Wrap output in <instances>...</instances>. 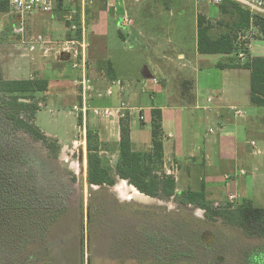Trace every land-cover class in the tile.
Returning a JSON list of instances; mask_svg holds the SVG:
<instances>
[{
    "label": "rangeland",
    "instance_id": "374dc122",
    "mask_svg": "<svg viewBox=\"0 0 264 264\" xmlns=\"http://www.w3.org/2000/svg\"><path fill=\"white\" fill-rule=\"evenodd\" d=\"M109 2L116 8L111 9ZM56 5L55 23L62 29L71 17L76 20L79 8L83 9L79 1ZM212 8L217 10L211 0H93L86 4L81 20H85L89 32L98 24L102 35L115 44V62L121 63L120 72L125 77L121 79L139 83L159 77L147 60L162 59L163 55L155 53V45L175 61L178 53L173 47L188 51L198 16L216 17L217 32L234 24V16H214ZM46 14L38 12L37 16ZM126 14L135 24L130 33L122 29L123 38L117 18ZM0 19L1 28L10 26L13 20L10 14ZM28 19L30 37L58 39L46 33L43 17L35 19V32L30 34ZM7 33L9 41L0 44V73L12 81L24 77L9 73L27 67L30 52L18 49L10 30ZM246 35V39H242L245 33L239 35V40L249 44L258 34ZM254 47L251 55L264 54L262 43H254ZM152 62L169 67L165 60ZM6 96L0 93V264H161L156 258L170 259L177 249L173 241L179 242L182 254L173 255L169 264H264V238L250 237L224 220H209L195 206L145 199L131 188L117 190L120 181L114 187L90 185L87 156L85 159L81 144L84 137L75 116L69 117L71 122L68 118L61 122V116L51 114L53 108L49 106L36 120L33 109L41 110L39 99L32 100L31 110L16 112L2 104ZM71 109L58 110L65 113ZM13 113L33 130L52 137L41 132L46 139H39L11 120ZM150 130V125L142 128L146 141L151 139ZM64 162L71 165L66 168ZM127 191L132 193L125 196ZM262 194L256 202L258 207H264ZM148 240L162 245L150 248ZM160 250L165 251L160 254Z\"/></svg>",
    "mask_w": 264,
    "mask_h": 264
},
{
    "label": "crops",
    "instance_id": "0c3cea01",
    "mask_svg": "<svg viewBox=\"0 0 264 264\" xmlns=\"http://www.w3.org/2000/svg\"><path fill=\"white\" fill-rule=\"evenodd\" d=\"M60 3L62 2L56 4ZM218 9L219 7L217 10L212 8L211 13L219 17ZM54 10L55 6L51 12H46V15L38 17V12L30 15L29 33L35 32L33 24L35 19L43 17L44 25L48 26L46 33L49 32L53 38H58L55 40H64L69 38V35L80 38L85 20L82 18L81 25H78L71 17L72 21L71 19L69 21L71 26L65 25V29H62L55 23ZM210 17L211 19L209 17L207 19L215 26L213 18L216 17L212 15ZM119 19L117 18L118 31L124 38L122 29L130 33L135 23L131 27H125L119 23ZM194 23L193 44L188 51L175 50L173 47L174 53H178V60L175 61L164 55L165 51L160 50L162 48L160 45H155L153 49L155 53L163 55L162 59L159 57L158 60H154L149 57L147 60L158 71L159 77L139 83L121 79L124 76L119 68L121 63L115 62L117 53L115 44L102 35L100 26L94 24L89 32L86 24L83 25L87 41V72L95 86L97 98L95 104L101 108H117L121 102H126L133 108L127 114L131 141L133 150L141 153H149L152 150V131L149 133L151 139L146 141L142 135V128L146 125L151 126L152 110H161L165 134L164 170L176 169L174 177L178 191H199L204 187L208 200L213 205L227 204L230 194L238 195L239 201L244 198L251 199L256 205L259 196L264 192V108L256 107L251 102V72L238 68L237 65L244 64L249 58L264 57V54L251 55L255 49L254 43L260 42L264 45V40L258 38L259 33L255 28H251L242 39L247 38V33L258 34L257 39L245 44L247 53H243V58L236 53L201 54L198 51V18ZM73 24H76L79 30L73 31L71 28ZM78 31H81L80 37L77 35ZM217 31L215 26L214 36L217 35ZM56 33L61 36H56ZM134 48L132 47L133 50ZM28 57L30 63L27 67L15 68L9 74H24L23 78L10 80L43 79L49 82L46 92L35 94V97L37 96L35 99L40 101L38 106L41 107L36 113V120L41 111L49 106L53 108L51 114L56 112L61 116V122L66 118L71 122L69 117L75 116L84 137L81 144L85 147L83 150L85 159L87 131L93 130L100 142L107 144L101 155L110 157L114 163L121 141V118L105 120L90 115L84 128L81 118L72 112L78 101L75 80L79 73L72 66L74 59L67 55L58 57L55 53L44 57L42 51L30 53ZM162 60L168 62L169 67L152 62ZM105 62L106 68L103 65ZM4 76L6 77L5 73ZM116 80L122 81L123 89L115 87L114 95L108 96L107 91ZM154 80L158 83L156 84ZM209 98L214 99L212 103L208 102ZM65 107L72 109L65 113L58 110ZM232 107L243 109L244 116L236 117ZM140 115H144L146 121H141ZM87 125L90 126L88 130ZM253 142L256 143L255 146L252 145ZM118 181L121 183L117 190L131 188L139 196L146 197L145 199H154L141 194L127 181L117 178ZM131 193L127 191L125 196Z\"/></svg>",
    "mask_w": 264,
    "mask_h": 264
},
{
    "label": "trees",
    "instance_id": "16d2710c",
    "mask_svg": "<svg viewBox=\"0 0 264 264\" xmlns=\"http://www.w3.org/2000/svg\"><path fill=\"white\" fill-rule=\"evenodd\" d=\"M62 3L64 1H61ZM61 4V3H60ZM222 16H235L234 24L226 31L218 32L213 35L215 26L206 16L198 17V51L201 54H228L241 53L246 54L245 43L239 40V35H243L251 28H255L259 36L264 40V15L252 13L248 8L232 0H224L219 6ZM82 9L79 8L75 22L81 25ZM10 14L9 0H0V17ZM1 21V19H0ZM222 24V21L219 22ZM7 25V24H6ZM3 28L0 33V44L9 41L11 25ZM67 27L71 23L67 21ZM80 37L81 31L77 32ZM71 38V35H69ZM238 68H244L251 72V102L256 107L264 108V57L249 58L244 64L237 65ZM49 88V82L43 79L36 80H5L2 72L0 73V93L5 94L7 99L1 101L4 106L11 107L16 112L31 110L32 100L35 94L46 92ZM12 100V101H7ZM27 100L28 102H24ZM35 113L39 109H33ZM36 115V114H35ZM11 120L21 127L33 132L39 139L45 140L46 137L41 130L36 131L29 127L24 121H19L15 113L10 116ZM152 131V150L149 153H141L133 150L131 141V130L128 116L121 119V141L118 146L119 161L116 165L101 152L106 149L107 144L101 143L93 130L87 133V164H88V183L93 186L114 187L117 178L125 180L130 186H133L141 194L154 199L174 200L179 206H195L205 211L206 218L209 220H224V222L241 228L250 237L264 238V207H258L251 199H241L235 206L228 205L221 208H215L213 203L208 200V195L204 187L199 191L185 190L178 191L176 179L170 176L164 170V140L163 115L161 110H152L151 119ZM183 229V226L179 227ZM152 238V237H151ZM152 240V239H150ZM150 248L162 243L155 244L148 240ZM176 244L173 255L180 251L179 242ZM169 252L170 247L166 248ZM165 250H160L161 254ZM156 252V250H155ZM159 255V254H158ZM172 258H156L161 264H169Z\"/></svg>",
    "mask_w": 264,
    "mask_h": 264
},
{
    "label": "built area",
    "instance_id": "2783aa9c",
    "mask_svg": "<svg viewBox=\"0 0 264 264\" xmlns=\"http://www.w3.org/2000/svg\"><path fill=\"white\" fill-rule=\"evenodd\" d=\"M67 0H9L10 15L12 16L11 23V35L15 40V46L24 51L34 53L42 51L44 57H48L51 53H55L56 56L67 55L74 59L72 64L73 68L79 73L75 80L77 88L76 96L77 103L73 106V114L81 118V122L85 128L88 118L90 115L98 119L111 120L115 117L125 118L133 108L126 102H121L117 108L108 107L101 108L95 104L96 90L93 81L88 76L87 72V41L85 37V26L82 25V36L66 38L61 41L46 39V38H35L30 37L27 32V19L30 15L35 12H51L54 9L56 3ZM79 1L82 6V13H85V6L87 3H93V0H69ZM236 3L243 5L248 8L252 13L264 15V0H232ZM212 4L219 7L224 0H211ZM109 6L111 9L116 8V4L112 3ZM116 11V10H115ZM72 21V19H71ZM119 23L125 27H131L134 22L129 16L124 15L119 19ZM72 30L77 31L79 27L76 24L72 25ZM2 28L0 27V33ZM244 54H240V58H243ZM157 84L158 82L154 80ZM118 87L123 89V83L120 80L114 81L112 87L107 91L108 96L114 95V88ZM213 98H209L208 102L212 103ZM236 117H243V109L232 107L231 108ZM141 121H146L144 115H140ZM212 131V130H211ZM256 145L255 142L252 143ZM176 169L166 171L170 176L175 175ZM228 178V177H227ZM240 197L236 194H230L228 197V203L221 205L219 203L214 204L215 208H221L223 206L232 205L235 206L239 202Z\"/></svg>",
    "mask_w": 264,
    "mask_h": 264
},
{
    "label": "water",
    "instance_id": "95a60500",
    "mask_svg": "<svg viewBox=\"0 0 264 264\" xmlns=\"http://www.w3.org/2000/svg\"><path fill=\"white\" fill-rule=\"evenodd\" d=\"M24 102H28L27 100H23ZM77 155H74V159H77ZM118 161H119V158L118 157H116L115 159H114V165H116L117 163H118ZM63 165L66 167V168H68L70 165H71V163H69V162H64L63 163Z\"/></svg>",
    "mask_w": 264,
    "mask_h": 264
}]
</instances>
